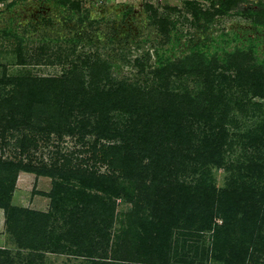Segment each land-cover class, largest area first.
Here are the masks:
<instances>
[{"label": "trees", "instance_id": "trees-1", "mask_svg": "<svg viewBox=\"0 0 264 264\" xmlns=\"http://www.w3.org/2000/svg\"><path fill=\"white\" fill-rule=\"evenodd\" d=\"M237 1L219 0L220 5L215 11L227 12ZM211 2L213 5L216 0ZM60 3L64 6L71 3L75 12L79 8V4L71 0ZM244 12L264 18V3ZM76 16L80 20L90 17L88 12L83 17L78 13ZM8 31L9 28L7 34ZM11 35L16 39L17 64H27L31 58L22 52L23 37L16 31ZM69 40L79 42L81 39ZM63 56L68 58V54ZM84 63L89 66L87 71L71 63L59 75H5L12 86L5 95H0V134L4 137L12 130H26L16 142L18 156L6 160L0 158V207L4 210L6 230L19 250H29L34 256H42V251L68 252L87 258L91 264H192L194 257L202 255L203 250L187 248L184 243L179 245L176 239L170 241L173 229L191 223L188 221L196 216L190 208L192 196H201L200 204L204 206L200 208V215L206 223L201 227L215 230L214 247L220 233L232 228L233 215L239 210L251 219L253 215L257 216L259 222L264 219V195L261 192L233 198L230 190H223L218 195L220 206L216 207L214 197L206 193L210 186L206 179L208 174L193 185L180 180L189 165L193 171L206 174L210 172L209 165L221 164L227 142L223 125L229 117L227 107H222L229 104L225 92L233 85H247L253 97H264V59L256 57L251 48L243 47L219 56L209 51L205 40H199L187 54L175 60L158 49L155 66L150 72L151 84L146 85L127 79L114 80L110 69L114 63L110 60L87 57ZM220 68L232 70L234 74L225 75ZM189 78L201 81L204 86L189 88L185 84ZM2 80L0 78V83ZM118 116L122 118L117 120ZM195 123L203 124L200 126L203 129L201 139H195ZM65 134L78 135V141L93 134L96 141L101 139L111 143L102 144L93 151L94 156L97 153L99 157H95L93 164H87V160L71 164L67 157L61 162L58 152L56 157H51L50 163L34 155L40 141L48 143L53 136L61 139ZM261 143L264 144V139ZM97 160L107 164V172L97 170ZM83 163L85 166H81ZM19 171L51 178L50 210L39 212L10 204ZM134 178L150 179L154 197H166L169 203L166 208L170 213L175 202L182 200L183 206L169 219L162 218L164 216L155 222L147 217L146 220L139 219L138 225L143 232L137 230L117 247L122 248V254H117L114 249L112 257H107V247L113 238L120 237L121 231L116 232L113 228L118 215L116 199L131 202L133 207L138 204L133 200V189L123 183L126 180L134 184L137 182ZM152 197L145 196V205L151 208ZM208 206L212 208L210 212H206ZM183 207H188L187 211ZM214 207L222 211L223 219L213 226ZM58 219L62 221L63 230L56 233L52 222ZM251 223L255 229L258 221ZM79 234L91 241L81 243ZM253 234L249 236V243L261 244L256 237L258 234ZM89 243L95 245L89 246ZM101 246V253L95 256V249ZM187 251L192 252V260L185 259ZM247 251L248 246L244 253ZM214 254L212 250L211 256ZM31 258L28 256L23 264H31ZM249 261L255 264L253 256ZM0 264L21 263L6 249L0 248Z\"/></svg>", "mask_w": 264, "mask_h": 264}, {"label": "rangeland", "instance_id": "rangeland-1", "mask_svg": "<svg viewBox=\"0 0 264 264\" xmlns=\"http://www.w3.org/2000/svg\"><path fill=\"white\" fill-rule=\"evenodd\" d=\"M60 1L0 0V78H3L0 83V95H5L12 86L6 81L5 75H59L68 69L71 63L87 71L89 66L84 63L87 57L113 62L114 65L110 69L114 80L127 79L140 85L151 84L150 72L155 66L156 50L165 51L175 60L187 54L199 40H205L209 51L219 56L243 47L251 48L256 57L264 59V18L244 12L250 6L255 8L257 0H239L237 6L222 13L215 11L217 4L212 5L210 0H71L79 4L76 12L71 8V3L64 6ZM86 12L89 18L80 20L76 16L78 13L83 17ZM8 28L10 31L7 34ZM15 31L24 39L21 45L23 54L31 58L25 65L17 64L14 52L16 39L11 35ZM77 37L81 39L79 42L67 41ZM244 52L247 53L246 50ZM66 54L68 58L63 56ZM219 71L225 75L234 74L232 70L220 68ZM187 80L185 84L189 88L204 86L201 81H193L192 78ZM225 94L229 104L222 107H227L229 117L223 125L227 132V142L222 151L223 161L220 165H209L207 168L210 172L206 174L193 171L192 165H189L180 177L181 181L193 185L205 178L203 175L208 174L206 179L210 186L206 193L214 197L212 200L215 199L216 207L220 206L217 203L218 195L223 190H230L233 198H245L252 192H261L264 195V144L261 143L264 139V97H253L247 85H233ZM121 118L122 116H118L117 120ZM201 125L203 124L195 123V139H201L203 136ZM25 132L26 130L18 129L7 132L4 137L0 134L2 160L18 156L16 142ZM77 138L78 135L65 134L61 139L53 136L48 143L40 141L34 155L50 163L51 157H56L58 152L57 157L61 162L63 157H67L71 159V164H78L82 160L93 164L98 155L95 153L94 156L93 151L96 152L102 144L111 143L101 139L96 141L93 134L85 135L82 141ZM81 166H85L84 163ZM95 166L101 173L108 171L107 164L99 160L95 162ZM207 168L205 167V170ZM123 183L125 187L133 189L132 197L138 204L133 207L131 202L116 199L118 215L113 221V228L116 232L121 231L120 237L113 238L107 247V257H112L111 252L114 249L117 254H122V248L117 247L128 240L131 234H136L137 230L143 232L138 225L139 219L146 220L147 217L153 222L162 216L169 219L176 211L178 214V208L183 206L181 200L180 203L175 202L171 213L167 211V198L154 197L155 193L149 186L150 179L137 180L134 184L124 180ZM245 188L248 192L244 191ZM51 190L50 177L19 171L10 204L47 212L50 210L51 199L48 194ZM160 192L161 195L164 194L163 190ZM147 194L153 195V208L145 205ZM200 197L199 194L191 197L193 202L190 208L195 211V218L188 221L191 223L173 229L174 234L170 238V241L176 239L179 245L184 243L187 248L203 250V256L198 254L194 260L191 259L192 252L187 251L185 259L192 260V264H250L249 259L253 256L255 264H264V219L259 222L257 216L253 215L251 219L239 210L233 215L232 228L228 232L220 233L217 246L214 247L215 230L201 227L206 223L200 215V208L204 206L200 204ZM221 205L225 204L221 202ZM216 207L213 208V226L220 224L223 219L222 211ZM187 208L184 210L187 211ZM0 209L3 217L0 220V248L6 249L15 261L23 264L30 256L33 257L31 264H91L87 258L68 252L42 251V256H34L29 250H19L14 238L6 230L4 210L1 207ZM211 209L208 206L206 212ZM128 214L130 216H127ZM254 220L258 221L255 229L251 223ZM52 223L56 233L59 230L62 232L61 219ZM252 232L253 235L258 234L256 237L260 239L261 244L249 243ZM78 240L83 244L91 241L82 235ZM93 243H89V246L95 245ZM246 246L248 251L244 253ZM102 247H95V256L101 253ZM212 250L216 256H211ZM17 252L20 254L17 255ZM106 260L109 261L110 258Z\"/></svg>", "mask_w": 264, "mask_h": 264}, {"label": "flooded vegetation", "instance_id": "flooded-vegetation-1", "mask_svg": "<svg viewBox=\"0 0 264 264\" xmlns=\"http://www.w3.org/2000/svg\"><path fill=\"white\" fill-rule=\"evenodd\" d=\"M210 2H211V0H210ZM238 2H239V0L237 1V3H236L234 6H237ZM256 2H257L258 4H256V7H255V8H258L260 3H264V0H257ZM211 3H212V2H211ZM215 4H217V8H218L219 5H220L219 0H216V3H215ZM250 8H253V7L250 6L249 8H247V10L250 9ZM253 9H254V8H253ZM239 11H240V10H239ZM245 11H246V10H245Z\"/></svg>", "mask_w": 264, "mask_h": 264}, {"label": "crops", "instance_id": "crops-1", "mask_svg": "<svg viewBox=\"0 0 264 264\" xmlns=\"http://www.w3.org/2000/svg\"><path fill=\"white\" fill-rule=\"evenodd\" d=\"M42 184H44V182H42ZM43 191H45V190H43ZM1 219H3V217H2V212H1V209H0V220Z\"/></svg>", "mask_w": 264, "mask_h": 264}]
</instances>
